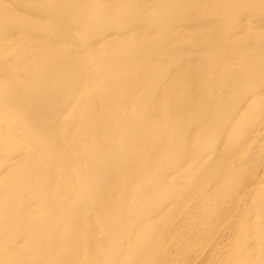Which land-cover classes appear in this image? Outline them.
I'll use <instances>...</instances> for the list:
<instances>
[{"label": "bare ground", "instance_id": "bare-ground-1", "mask_svg": "<svg viewBox=\"0 0 264 264\" xmlns=\"http://www.w3.org/2000/svg\"><path fill=\"white\" fill-rule=\"evenodd\" d=\"M0 264H264V0H0Z\"/></svg>", "mask_w": 264, "mask_h": 264}]
</instances>
